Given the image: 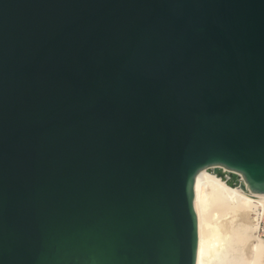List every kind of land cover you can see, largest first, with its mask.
<instances>
[{
    "label": "water",
    "instance_id": "1",
    "mask_svg": "<svg viewBox=\"0 0 264 264\" xmlns=\"http://www.w3.org/2000/svg\"><path fill=\"white\" fill-rule=\"evenodd\" d=\"M218 164L264 194V0H0V264H197Z\"/></svg>",
    "mask_w": 264,
    "mask_h": 264
},
{
    "label": "bare ground",
    "instance_id": "2",
    "mask_svg": "<svg viewBox=\"0 0 264 264\" xmlns=\"http://www.w3.org/2000/svg\"><path fill=\"white\" fill-rule=\"evenodd\" d=\"M243 182L246 180L241 172L221 164L198 172L197 264H264V237L257 232L253 215L264 194L244 188Z\"/></svg>",
    "mask_w": 264,
    "mask_h": 264
},
{
    "label": "built area",
    "instance_id": "3",
    "mask_svg": "<svg viewBox=\"0 0 264 264\" xmlns=\"http://www.w3.org/2000/svg\"><path fill=\"white\" fill-rule=\"evenodd\" d=\"M253 215L257 224V232L264 237V200L255 206Z\"/></svg>",
    "mask_w": 264,
    "mask_h": 264
}]
</instances>
